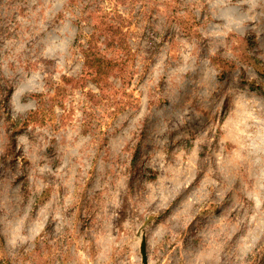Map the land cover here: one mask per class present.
<instances>
[{
    "label": "rangeland",
    "instance_id": "1",
    "mask_svg": "<svg viewBox=\"0 0 264 264\" xmlns=\"http://www.w3.org/2000/svg\"><path fill=\"white\" fill-rule=\"evenodd\" d=\"M263 64L264 0H0V264H264Z\"/></svg>",
    "mask_w": 264,
    "mask_h": 264
},
{
    "label": "trees",
    "instance_id": "2",
    "mask_svg": "<svg viewBox=\"0 0 264 264\" xmlns=\"http://www.w3.org/2000/svg\"><path fill=\"white\" fill-rule=\"evenodd\" d=\"M91 54H94L93 50L92 49H88L86 56L89 57V60H91L90 61L91 64L96 66V62H97L99 67H102V71L101 72L106 73L107 69L112 66V62H110V61L105 62L108 59H106L105 57H102V55H95V56L92 57ZM94 61H96V62H94ZM258 72L261 75H264V64L262 66H259ZM263 95H264V92H263ZM34 115L35 114H34V112L32 110V111H30L29 114L26 115V117H24V118L22 117V119H20L19 121H13V125H17V124L28 125L30 122H32V119H33ZM140 151H141V144L138 143L137 148H136L135 153H134V156H133V161L134 162H136L139 159Z\"/></svg>",
    "mask_w": 264,
    "mask_h": 264
},
{
    "label": "water",
    "instance_id": "3",
    "mask_svg": "<svg viewBox=\"0 0 264 264\" xmlns=\"http://www.w3.org/2000/svg\"><path fill=\"white\" fill-rule=\"evenodd\" d=\"M151 219L152 217H149V219L145 222L144 226ZM144 226H142L138 232V234H140L139 236H141V242H140V253L142 257L141 264H150L149 259H148V254H147V240H146V235L144 231Z\"/></svg>",
    "mask_w": 264,
    "mask_h": 264
}]
</instances>
